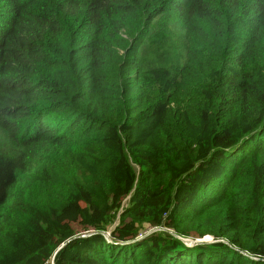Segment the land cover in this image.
Here are the masks:
<instances>
[{
    "label": "trees",
    "instance_id": "obj_1",
    "mask_svg": "<svg viewBox=\"0 0 264 264\" xmlns=\"http://www.w3.org/2000/svg\"><path fill=\"white\" fill-rule=\"evenodd\" d=\"M0 264H264V0H0Z\"/></svg>",
    "mask_w": 264,
    "mask_h": 264
},
{
    "label": "water",
    "instance_id": "obj_2",
    "mask_svg": "<svg viewBox=\"0 0 264 264\" xmlns=\"http://www.w3.org/2000/svg\"><path fill=\"white\" fill-rule=\"evenodd\" d=\"M170 233H171V232H170ZM104 235H105V237H108V236H109L108 233H106V234H104ZM181 240H182V242H184L187 246H196V245H202V244H206V243L211 242V239H209V238H207V239H201V240H199V239H197V240H192V239H181ZM63 246H64V244L61 245L60 248H58V250H60ZM58 250H57V251H58Z\"/></svg>",
    "mask_w": 264,
    "mask_h": 264
},
{
    "label": "rangeland",
    "instance_id": "obj_3",
    "mask_svg": "<svg viewBox=\"0 0 264 264\" xmlns=\"http://www.w3.org/2000/svg\"><path fill=\"white\" fill-rule=\"evenodd\" d=\"M171 28L174 30V29H177L178 28V24H177V22H176V20L173 18L172 19V26H171ZM126 205V204H125ZM159 229H157V231H158Z\"/></svg>",
    "mask_w": 264,
    "mask_h": 264
}]
</instances>
